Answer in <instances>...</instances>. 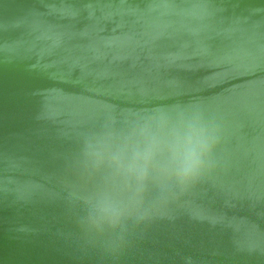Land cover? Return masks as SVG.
<instances>
[{"label":"water","instance_id":"obj_1","mask_svg":"<svg viewBox=\"0 0 264 264\" xmlns=\"http://www.w3.org/2000/svg\"><path fill=\"white\" fill-rule=\"evenodd\" d=\"M198 102L219 125L180 192L151 176L117 251L86 197L121 183L85 144ZM0 264H264V0H0Z\"/></svg>","mask_w":264,"mask_h":264},{"label":"clouds","instance_id":"obj_2","mask_svg":"<svg viewBox=\"0 0 264 264\" xmlns=\"http://www.w3.org/2000/svg\"><path fill=\"white\" fill-rule=\"evenodd\" d=\"M120 135L103 133L85 144L87 166L115 169L121 183L110 182L86 197L87 208L80 220L84 234L117 251L126 244L125 221L137 223L152 211L141 204L143 181L151 176L163 187L180 192L195 184L206 172L215 147L219 125L196 102L153 107L130 114Z\"/></svg>","mask_w":264,"mask_h":264}]
</instances>
